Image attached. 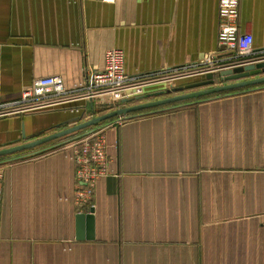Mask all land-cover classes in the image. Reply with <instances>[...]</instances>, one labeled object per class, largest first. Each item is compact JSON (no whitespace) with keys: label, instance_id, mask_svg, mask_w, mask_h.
I'll return each instance as SVG.
<instances>
[{"label":"crops","instance_id":"1","mask_svg":"<svg viewBox=\"0 0 264 264\" xmlns=\"http://www.w3.org/2000/svg\"><path fill=\"white\" fill-rule=\"evenodd\" d=\"M237 22L253 37L246 58L263 57L264 0H239ZM217 33L218 0H0V103L42 76L70 88L110 48L131 75L226 63ZM87 103L1 116L0 148L90 118ZM101 127L107 173L80 233L70 136L0 160V264H264V86Z\"/></svg>","mask_w":264,"mask_h":264},{"label":"built area","instance_id":"2","mask_svg":"<svg viewBox=\"0 0 264 264\" xmlns=\"http://www.w3.org/2000/svg\"><path fill=\"white\" fill-rule=\"evenodd\" d=\"M108 1V0H100ZM239 0H218V44L227 58L220 63L212 58L200 69H187L175 74L131 75L124 70V53L119 48H110L104 54V66L100 70L86 71L82 78L66 88L59 75L38 77L30 89L24 90L13 100L0 103V117L23 114L56 107L73 101H91L99 106H116L121 100L144 94L149 86L176 79L216 71V67L235 64L253 54V37L238 29ZM264 57V56H263ZM260 58V57H258ZM125 121L117 117L104 124L115 125ZM102 125V124H101ZM97 125L87 133L67 141L73 150L78 186L74 203L84 212H89L91 197L97 180L107 173L108 158L105 151L103 127ZM264 156V145H263Z\"/></svg>","mask_w":264,"mask_h":264},{"label":"water","instance_id":"3","mask_svg":"<svg viewBox=\"0 0 264 264\" xmlns=\"http://www.w3.org/2000/svg\"><path fill=\"white\" fill-rule=\"evenodd\" d=\"M215 76H218L220 84L216 83ZM260 86H264V57L218 66L214 72L207 70L204 72L203 80L193 81L181 87L166 88L161 91V94H169L168 96L149 99L150 94H141L133 98L123 99L116 106L110 105L111 109L99 115L93 114V104L89 101L86 104V110L92 114L90 118L71 126L54 130L38 138L0 148V157L25 151L33 153L35 151L50 149L61 142L83 135L93 127L117 117L125 119L143 113L179 106L188 102L219 97L232 92H239L243 89L249 90ZM80 119H82V115L60 122L52 128L56 129L61 125ZM68 136L70 137L68 138ZM65 137L68 139L66 140ZM21 139H26L23 130ZM21 155L19 154V156ZM76 217L79 224V233L82 231L81 228L84 220L88 223L93 220L92 211L89 213H78Z\"/></svg>","mask_w":264,"mask_h":264},{"label":"trees","instance_id":"4","mask_svg":"<svg viewBox=\"0 0 264 264\" xmlns=\"http://www.w3.org/2000/svg\"><path fill=\"white\" fill-rule=\"evenodd\" d=\"M215 81H216V82L219 81L218 76H215ZM161 91H162V90H161ZM161 91H159V92H157V93H155V94H151L150 97H149V99H155L154 97H161L162 95H166V96L169 95V94H165V93H162V94H161ZM111 108H112V107H111L110 105H109V106H99V107L97 108V110H96V107H93V114H95V115H99V114H102V113L108 111V109H111ZM15 154H18V153H15ZM15 154H13V155H15ZM8 156H11V155L2 156V157H0V160L3 159V158H6V157H8Z\"/></svg>","mask_w":264,"mask_h":264},{"label":"rangeland","instance_id":"5","mask_svg":"<svg viewBox=\"0 0 264 264\" xmlns=\"http://www.w3.org/2000/svg\"><path fill=\"white\" fill-rule=\"evenodd\" d=\"M203 76H204V74H203ZM175 87H180V86H175ZM165 90V89H164ZM164 96H166V95H162L161 97H164ZM168 96V95H167ZM18 154H23V152H21V153H18ZM17 155V154H16Z\"/></svg>","mask_w":264,"mask_h":264}]
</instances>
